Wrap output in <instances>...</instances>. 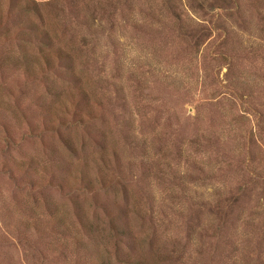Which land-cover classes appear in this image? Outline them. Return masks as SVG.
I'll return each mask as SVG.
<instances>
[{
    "label": "rangeland",
    "instance_id": "obj_1",
    "mask_svg": "<svg viewBox=\"0 0 264 264\" xmlns=\"http://www.w3.org/2000/svg\"><path fill=\"white\" fill-rule=\"evenodd\" d=\"M0 264H264V0H0Z\"/></svg>",
    "mask_w": 264,
    "mask_h": 264
}]
</instances>
